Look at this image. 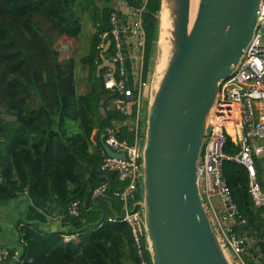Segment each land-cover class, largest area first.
<instances>
[{"label": "trees", "instance_id": "trees-1", "mask_svg": "<svg viewBox=\"0 0 264 264\" xmlns=\"http://www.w3.org/2000/svg\"><path fill=\"white\" fill-rule=\"evenodd\" d=\"M99 1L0 0V205L13 201L29 207L39 202L60 211L64 222L72 224L55 231L40 221L18 217L20 256L11 264H153L147 238L142 239L141 256L131 227L106 221L122 214V203L112 195L122 184L116 176L101 173L102 136L112 119L125 118L106 110L109 96L96 64L98 36L110 29L113 1L117 0ZM78 6L93 10L96 26L90 53L81 59L89 66L92 82L90 91L82 95L77 89L74 57L60 61L52 42L55 36H80ZM161 9L162 0H149L143 16L145 80L150 74L152 80L155 71ZM42 24L49 27L50 36ZM121 139L132 143L134 134L125 127ZM225 151L235 153L236 147L229 141ZM224 169L240 213L238 220H250V231H256L258 245L264 247V209L254 208L246 169L232 162ZM104 182L110 184V198L93 202L92 191ZM76 202L80 203L78 217L69 212ZM13 203L6 205L8 212ZM66 235L76 239L67 243ZM7 248L10 256L4 263L16 256ZM248 250L255 252L254 247Z\"/></svg>", "mask_w": 264, "mask_h": 264}, {"label": "built area", "instance_id": "built-area-1", "mask_svg": "<svg viewBox=\"0 0 264 264\" xmlns=\"http://www.w3.org/2000/svg\"><path fill=\"white\" fill-rule=\"evenodd\" d=\"M126 4L128 24L119 14L110 16V29L100 33L96 60L102 84L109 96L110 110L125 119L111 120L106 127L105 144L116 154L109 155L102 146L101 173L116 176L122 187L113 196L122 203V214L106 221L127 223L142 256V239L146 236L144 210L143 152L147 135V115L144 114L145 90L150 86L151 74L144 78V59L147 33L143 16L149 0H135ZM130 39V41L128 40ZM147 114V113H146ZM134 134L130 143L121 139L122 129ZM236 152L225 151L228 142ZM264 161V0L259 10L257 29L252 42L232 77L220 87L218 100L209 117L207 139L199 165V186L204 205L224 250L234 264H264V247L258 245L256 231L244 234L239 225L238 207L225 176V164L243 166L248 174V194L256 210L264 209V182L259 178L258 163ZM110 184L104 182L91 193V200L109 199ZM69 212L80 214V203H73ZM250 232H252L250 234ZM75 236H64L65 242ZM254 247L250 253L248 248ZM10 256L0 244V263Z\"/></svg>", "mask_w": 264, "mask_h": 264}, {"label": "water", "instance_id": "water-1", "mask_svg": "<svg viewBox=\"0 0 264 264\" xmlns=\"http://www.w3.org/2000/svg\"><path fill=\"white\" fill-rule=\"evenodd\" d=\"M170 1L173 50L149 105L143 152L148 249L153 264H234L204 205L199 165L220 87L253 40L262 0H200L191 28L190 0ZM250 228L249 219L239 225Z\"/></svg>", "mask_w": 264, "mask_h": 264}, {"label": "rangeland", "instance_id": "rangeland-1", "mask_svg": "<svg viewBox=\"0 0 264 264\" xmlns=\"http://www.w3.org/2000/svg\"><path fill=\"white\" fill-rule=\"evenodd\" d=\"M85 3V0H83ZM97 3L100 4V1L97 0ZM86 5V4H84ZM83 7L78 6L75 9V12L77 13L81 24H82V32L80 36L77 39H70L68 37H52V42L53 45L56 47V49L60 53V61H65L68 58L74 57L76 61V78H77V89L79 94H87L90 89L92 82L89 80V66L86 64H82L81 59L86 57L91 50V40L93 35L96 33V26H95V19H94V13L89 6H85L84 9ZM42 28L45 31L47 35L50 36L49 33V27L46 24H42ZM159 48V47H158ZM158 48L156 50V53L154 54L153 62L156 64L157 59H158ZM156 67V66H155ZM155 90L153 87V80L150 83V86L145 90L146 96H145V101H144V114L145 116L147 115L146 113L148 112L149 105L152 103L153 98L155 96ZM107 111H110V103L108 104ZM105 114V113H103ZM115 114V113H113ZM97 133V131H95ZM260 179L261 181H264V161L260 166ZM12 202H9L7 204H2L0 205V221L5 220L6 222L13 223L16 226V223L18 221V214H8V210L10 209L6 205H10ZM11 236L14 240L13 243L17 244V233L15 230L11 229V232L7 235ZM2 242V241H1ZM0 242L1 245H3ZM18 247V246H17ZM20 248V247H19ZM15 254H16V249H13ZM20 253V251H19ZM20 256V254H19ZM18 257V256H17ZM19 259V257L17 258ZM14 261H16V258H10L6 263L4 264H11Z\"/></svg>", "mask_w": 264, "mask_h": 264}, {"label": "crops", "instance_id": "crops-1", "mask_svg": "<svg viewBox=\"0 0 264 264\" xmlns=\"http://www.w3.org/2000/svg\"><path fill=\"white\" fill-rule=\"evenodd\" d=\"M127 3H129L128 0L113 1L114 11L119 14L123 24H128L129 21V13L126 9ZM128 40L130 41V39ZM93 136H96V132H94ZM262 182L264 181L262 180ZM22 205V203H13L10 206L11 210L8 213L12 215L18 214L19 218L22 216L26 221H40L41 223L50 226V228L55 231L64 230L72 225L65 223L64 217L61 215L60 211H57L52 207L43 205L39 202H31L29 207ZM24 210L25 214H23ZM11 229L16 231L15 225L13 223L6 222L5 220L0 221V242L2 241L1 243L7 247H10V249H16L15 258L17 259L19 257L20 248L17 244L13 243L15 239H13L11 236H7L11 232Z\"/></svg>", "mask_w": 264, "mask_h": 264}, {"label": "bare ground", "instance_id": "bare-ground-1", "mask_svg": "<svg viewBox=\"0 0 264 264\" xmlns=\"http://www.w3.org/2000/svg\"><path fill=\"white\" fill-rule=\"evenodd\" d=\"M200 0H190V28L196 19ZM173 4L170 0H163V6L160 15V37L158 43V59L156 62L155 73L153 76V87L157 91L161 81L166 73L168 63L173 50L174 14Z\"/></svg>", "mask_w": 264, "mask_h": 264}]
</instances>
